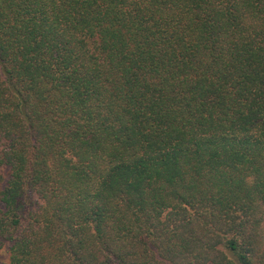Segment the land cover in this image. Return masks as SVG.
I'll list each match as a JSON object with an SVG mask.
<instances>
[{"label":"trees","instance_id":"1","mask_svg":"<svg viewBox=\"0 0 264 264\" xmlns=\"http://www.w3.org/2000/svg\"><path fill=\"white\" fill-rule=\"evenodd\" d=\"M0 264H264V0H0Z\"/></svg>","mask_w":264,"mask_h":264}]
</instances>
